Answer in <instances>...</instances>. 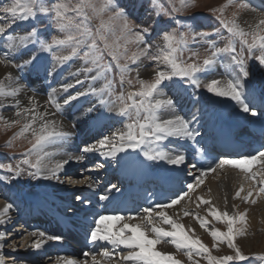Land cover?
<instances>
[{
  "label": "snow or ice",
  "instance_id": "1",
  "mask_svg": "<svg viewBox=\"0 0 264 264\" xmlns=\"http://www.w3.org/2000/svg\"><path fill=\"white\" fill-rule=\"evenodd\" d=\"M150 4L155 9V16L164 15L173 16L192 6L190 0H179L177 7L176 0H167L168 9L159 0H150ZM230 6H235L237 11L232 13L230 20L223 19L224 11ZM135 8V5L132 6ZM241 10H251L250 4L244 0H226V3L218 9H212L220 25L229 34L223 47H218L217 43L210 39L208 32H195L189 29V32H178L176 29L163 30L157 34L155 41L150 40L152 27L145 24H137L126 7L119 6L115 0H52L45 3V0H4L0 3V38L3 40L4 48L9 51L4 56H0V65L11 66L12 68L23 71L27 65H38L40 57L35 54L36 47L39 51L51 54L53 70L56 67L63 66L73 57L80 56V49L86 48L80 57L85 65L91 67L78 69V72L92 73L93 81L104 78L106 82L99 89L89 88L84 91H75L70 93L69 89L75 85L64 83L59 88L53 87L47 94L45 101L46 107L41 111V105L36 98V90L31 87V83H23L24 77L13 76L8 72L3 78H0V108L11 106L15 108L14 115L16 119L4 120L0 117V123H3L6 129L19 126V131L7 142L8 147L17 138L27 140L30 147L24 152L23 159L15 166L12 164L0 163V169L13 173L12 177L0 176V180L10 181L20 177L27 171V175L32 179L59 180V173L63 170L68 160L50 164L45 162L52 153L46 151L47 148L54 145H60L66 142L73 133L65 130L63 122L56 119L58 114H62V106H70L73 101H78L81 97H88L90 94L100 97L99 104L108 114L109 118H120L123 127L113 131L109 136L97 140L92 144H85L81 149L84 154L99 151L105 158L115 159L117 153L125 152L131 148L140 149L144 157L148 160H162L171 165H182L185 162L183 154L170 155L164 150H157L155 147L160 142L169 137L195 139L198 132L190 129V122L183 116L176 114L177 101L166 96L164 88L168 87L165 81H173L178 78L185 81L197 89L201 85L198 78L199 73H205L217 63L222 62L221 57L224 54L230 58V63L226 69V76L223 79H211L204 83L203 87L218 97H227L234 101L244 113H250L257 116L258 113L253 110L246 102L244 94V82L248 80L250 74L256 70H264V12L259 14L255 24H249L247 28L241 26L238 22ZM73 13V15H69ZM46 18L61 35H53L50 41L41 39L40 30L35 25L24 28V24L30 21H36ZM96 20L97 24L90 22ZM48 25H45L47 27ZM20 29L23 34L17 31ZM118 33V35H117ZM110 37L115 39L110 40ZM203 41L208 45L207 55L201 60L199 53L194 52L196 58L193 62H186L182 59L185 50H188L190 41ZM123 40V45L120 41ZM98 41L102 42L103 48H100ZM239 43V49L237 48ZM134 45L135 50L129 54L128 45ZM29 45L33 48L29 49ZM70 49L68 54H63V49ZM123 51H120V48ZM115 62V67L119 73V88L117 91L115 79L108 80L107 73L111 71L112 65L103 64L104 52ZM9 53L12 54L9 58ZM16 54L19 55L22 62H16ZM28 58L25 59L24 57ZM147 60L155 62L151 77L144 79L140 75V62ZM121 60L124 63H121ZM249 61H253L249 65ZM130 65H136L135 68ZM163 66V67H161ZM135 72V77L131 73ZM51 75V72H48ZM76 84H82L83 81L77 79ZM127 85V90L125 89ZM62 91L67 93L61 99H57L58 93ZM29 92L32 95H27ZM27 96L26 103H22L19 98L21 94ZM48 108L54 109L49 112ZM99 111L95 105L84 109V115L88 119L93 118L91 113ZM195 119V117H193ZM87 123V120L81 121ZM75 127V125H73ZM144 146V147H142ZM107 148V151H103ZM147 149V150H145ZM76 160H83L84 156L75 157ZM264 164V151L256 155L244 157L240 160H220L214 168L207 169L208 172H215L224 165H230L240 169L245 173V179L257 181L260 185L256 196L264 194V172L250 173V166L254 163ZM21 165H26L27 170ZM103 163L98 167L103 168ZM201 177L206 175L205 170H201ZM199 183L203 181L197 178ZM85 181H73V183H84ZM199 183L196 186H199ZM113 188L116 186L113 185ZM188 189H193L189 184ZM244 191L241 186L233 199H241L245 203L255 204L256 199H252L253 189L247 194L241 195ZM188 193L171 200L168 204H160L157 207L160 211L153 216L151 208H145L146 215L139 217L141 223L130 224L125 222L122 227L113 230L106 224V221H130L134 217L105 216L100 215L94 220V226L90 230V239L93 242L106 241L114 248L123 246L128 249L126 254H121L117 264H182L173 254L158 251L156 245L163 243H172L177 250L188 249L184 254L188 260H192L193 248H198L203 253H208V264H230L232 261H247L249 257L245 255L236 240L238 237L247 235V213L235 212L229 214L227 211L220 212L217 209H211L210 215L217 221L226 224L227 230L207 228V222L200 217H196L200 227L209 231L213 241L226 243L227 247L233 250V255L212 256L210 249L204 245L199 238L192 239L184 230V226L168 216L164 209L170 208L184 199ZM79 200L80 197H77ZM101 200H107V196H101ZM208 204L210 201L202 200ZM227 204V201H225ZM12 205L6 204L0 208V223L4 220L10 211ZM235 208L236 206L233 205ZM189 215L188 212L184 213ZM159 218V223L170 225L171 230H165L158 226L155 218ZM239 225V226H237ZM127 233H131L127 235ZM149 233L154 235H149ZM45 233L32 232L31 236L39 237L33 242V247L39 249L45 243ZM166 238H172L171 241ZM2 239V237H0ZM47 240H59V236H47ZM216 248V243L213 244ZM218 250V249H217ZM85 256H91V264H102L98 261L95 254L86 252ZM99 255L111 261L113 253L108 249H103ZM259 260H264V253L256 255ZM2 264V258H0ZM56 264H89L87 260L80 262L76 259L59 257Z\"/></svg>",
  "mask_w": 264,
  "mask_h": 264
},
{
  "label": "bare ground",
  "instance_id": "2",
  "mask_svg": "<svg viewBox=\"0 0 264 264\" xmlns=\"http://www.w3.org/2000/svg\"><path fill=\"white\" fill-rule=\"evenodd\" d=\"M249 3L251 8L256 7L255 11H244L239 15L238 20L241 26L245 28L249 24H255L259 14L264 12V0H249ZM136 10L135 15L140 18L146 14L144 4L138 6ZM204 22L205 24L207 23L206 20ZM221 61L207 72L199 73L198 78L200 81L209 82L211 79H223L226 76V69L230 63V58L227 54H224L221 57ZM251 62L254 63L253 61ZM53 63L51 60L40 58L38 65H32L31 72L25 73L19 71V75L16 74V71H12L9 66L0 65V78L11 72L13 76L24 77L23 83L34 82L31 83V87L36 90V98L42 106L41 111H43L44 107H46L47 94L54 87V83H57L56 88H59L64 83L74 84L79 76L75 72L71 73L72 70L65 75L60 74L59 67L53 70ZM13 70L16 69L13 68ZM48 72H51V75H48ZM26 79L29 82H26ZM94 83L91 82L88 85V89L93 88ZM165 84L168 85V87L164 88L166 96L177 101L176 114L188 120L190 122V129L199 133L194 140L169 137L155 146L157 150H164L173 156L176 154L188 156L187 159L190 160V166L184 177V181L186 182H183L181 185H197V178L201 180L207 177L211 173L207 169L214 168L220 162V159L211 158L208 154L219 136L231 130L234 132L240 127L239 129L246 130L245 138L251 133L250 127L252 124L261 125L264 123V72H252L248 80L244 82L246 102L258 113L257 116L242 112L239 106L227 97H224V104L219 103L217 108L212 103L204 102L200 95V89L204 88L202 83L199 89L189 83H183L176 79L167 81ZM74 85L73 88L69 89L70 93H74L75 90L79 91L82 88V84ZM27 95H32V93L29 92ZM63 95L66 96L67 93L60 91L57 99H61L64 97ZM92 95L81 97L78 101H73L70 106H62V114H58L55 117L63 122L65 130L73 133L63 144L50 146L46 149L52 155L50 158H46L45 162L55 164L56 162L68 160V163L65 164L63 170L59 173V180H44L41 178L42 183L29 193H19L6 184L1 186L3 192L0 193H2L3 199H1L2 201L0 200V208H3L6 204H11L12 207L8 214L2 217L4 222L0 223V237H2L0 239V258L3 256V259L6 261L24 259L23 261L29 264H56L59 257H66L80 262L87 260L91 264V256L84 255V253L90 252L95 254L97 260L102 261V264H117L113 262L118 261L119 256L126 254L128 249H124L123 246L114 248L106 241H91L90 230L94 226V220L98 219L100 215H118L121 217L144 216L146 215L143 211L145 208H151L153 216H155V213L160 211L157 209L158 205L168 204L171 200L185 193L184 189L175 188L174 192H168L163 190V187L156 189L155 185L151 184L153 181L156 184H165L169 176L175 177L177 172L181 170L179 168L185 162L177 166L168 164L162 160H148L140 149L133 150L131 148L125 152L117 153L115 159L110 157L105 158L100 155L99 151L87 154L81 152L85 144L95 143L97 140L103 138V136H109L113 131L123 127L120 118H109L102 106H98V99ZM91 97L96 98L98 104H93L91 102L93 98ZM19 98L22 103H26L27 96L25 94L22 93ZM202 102L207 105H204ZM92 105H95L99 111L91 113L93 118L88 119L83 114L84 109ZM48 111L52 112L54 109L48 108ZM83 120H87V123H81ZM244 141L245 139L238 137L234 145L239 146L240 144H244ZM262 145H264L263 140L261 141ZM229 146L231 147V145ZM263 149L264 146H262L261 150ZM107 150V148L103 149V151ZM79 155H83L84 159L76 160L75 157ZM233 156L235 157V155ZM240 159L243 158L237 157L229 160ZM96 163L98 164L95 165ZM101 163L109 171L121 172L124 175L121 182L115 185V188L107 182L104 175L102 177L99 176L100 172L103 173L102 168L98 167ZM256 165L257 163H254L250 166L249 175L254 173ZM201 170L206 171V175L203 177L200 175ZM215 172L220 174L219 177L207 181L215 206L219 207V209L221 208V211H227L230 215L239 212L238 207L233 208V204L237 206L233 197L240 186H238L231 174L221 172V169H217ZM78 180L85 182L73 183V181ZM248 191L244 190L241 195L247 194ZM68 194L79 195L83 203L82 207L79 205L73 210L74 215L71 219L66 218L67 214L63 213V210L58 207L61 204L62 197ZM101 196H107L108 199L101 200ZM252 199L257 200V203H255L257 205L264 204V194L257 197L256 191H253ZM225 201H227V204ZM179 203L164 209V211L173 220L184 226L185 233L189 237L192 239L195 237L202 239L206 230L200 227V223L196 217H200L206 220V222H212L213 219L209 217L207 210L199 203H194L191 207L184 210ZM185 212H188L189 215H185ZM263 215V210L251 212L247 218L248 227L251 228L252 226L253 230L256 229L253 217ZM21 218H23V223L19 224ZM125 222L138 224L141 223V220L106 221L105 223L115 230L122 227ZM154 222L165 230H171L170 225L159 223L158 217L155 218ZM14 226L15 229L11 230ZM262 230L264 231V226ZM34 231H42L46 234L44 238L45 243L39 249L32 246L35 240L40 239L39 237L31 236V233ZM126 234L130 235L131 233L126 232ZM255 234L252 232L254 238L256 237ZM149 235L154 234L149 233ZM47 236H59L60 239L47 240ZM17 238H21L18 243ZM166 239L171 241L172 238ZM64 248L65 251H62ZM105 248L113 253V258H116L115 260L109 261L99 255ZM156 249L173 254L177 259L182 261V264H194L195 255L192 253L193 258L189 261L188 257L184 254L188 249L177 250L175 245L170 242H162L156 245ZM13 254L20 256L22 259L12 256Z\"/></svg>",
  "mask_w": 264,
  "mask_h": 264
},
{
  "label": "rangeland",
  "instance_id": "3",
  "mask_svg": "<svg viewBox=\"0 0 264 264\" xmlns=\"http://www.w3.org/2000/svg\"><path fill=\"white\" fill-rule=\"evenodd\" d=\"M3 2H4V0H0V3H3ZM49 2H52V0H45V3H49ZM74 2H75V0H73V3ZM115 2L119 6L126 7L127 10L130 13H132L133 19L136 21L137 24L142 23V24H145V26L150 25L152 27L153 30L150 33V40H152V41H155L157 39V34L159 32H161L163 30H173V29H176L178 32H185V33L189 32V29H191L192 31H195V32H201V31L208 32L211 34L210 39L214 40L216 43L221 42L218 44V47H223L227 41L228 36H229L227 31L222 28L219 21L216 19V16L220 15V13L216 12L214 14L212 12V9H218L222 5H224L226 3V0H190L192 6L188 7L186 10H184L180 13H175V14H173V16L164 15L162 12L159 17L155 16V9L150 4V0H134L135 4H134L133 0H128V1H124V2H123V0H115ZM141 2H143L142 4L145 3L144 8L146 10V12H145L146 14H144L143 17L140 18L139 16L135 15V11H137L135 9H136V6H138ZM159 2L164 5L165 9L169 8V5L167 4V0H159ZM244 2L250 4L247 0H244ZM176 4H177V7H179V0H176ZM133 5H136L135 8L132 7ZM252 9H256V7L252 8ZM235 11H237L235 6L228 7L227 9H225L224 15L222 18L226 19V20H230L232 18V13ZM244 11H246V10H241L239 15H241ZM69 15H73V13H69ZM202 16L206 18V21H207L206 24H203L201 22L202 20H200V17H202ZM90 23L92 25H95L98 23V21L93 20ZM30 25H35L39 28L41 39H45V40L50 41V39L53 35H61V36L63 35V34L59 33L53 26H51L50 22L46 18H41V19H38L36 21L26 22L24 24V28H29ZM45 25H48V26L45 27ZM17 31L20 32V34H23V32L20 29H17ZM117 35H118V33H117ZM112 39H115V38L110 37V40H112ZM98 43L100 45V48L102 49L103 48L102 42L98 41ZM123 43H124V41L121 40L120 44L123 45ZM238 46H239V43H237V48H238ZM35 47H36L35 54L38 57L45 59V60H51L52 61L50 53L39 51L38 45ZM32 48H33V46L29 45V49H32ZM128 48H129V54H131V52L135 50V46L131 45V44L128 45ZM207 48H208V45L205 44L203 41H200L198 39L196 42L190 41L188 44V50L184 51V53L182 55V59L186 62H189V63L193 62V60L196 59L193 56V53L198 52L199 58L202 60L204 58V56L207 55V51H206ZM83 49L84 48L80 49V56L73 57L70 61L66 62L63 66L59 67L60 74L65 75L67 72L69 73L70 70H72L71 73L75 72V74H77L78 69H82L84 67H91L90 64L85 65L84 61L80 58L83 54ZM86 50H84V51H86ZM8 51H9L8 49L4 48L3 40H2V38H0V56H4L5 53ZM69 51H70V49L65 47L63 49V54H68ZM120 51H123L122 47L120 48ZM11 56H12V54L10 53L9 58H11ZM15 58H16V62H18V63L22 62L18 54H16ZM24 58L27 59L28 57L25 56ZM109 63H111L112 69L110 72H108L106 74L107 79L108 80L115 79L117 91H119L120 90V88H119V76L117 75L118 73L115 71L117 68L113 64L115 62L111 60V57L107 54V51H105L103 64L105 66H107ZM121 63L123 64L124 61L121 60ZM248 63H249V65L252 64L251 61H249ZM154 64H155V62H150V61L142 59V61L140 62V75L142 78L149 79L151 77V73H152V69L154 67ZM130 66L133 68L136 67V65H130ZM9 67L11 68L12 71H16V74L19 75L18 73L20 70H18V69L13 70V68L10 65H9ZM161 67H163V66H161ZM32 68H33L32 65H27V66H25L24 70L20 71V72H25V73L31 72ZM255 72H258V73L264 72V70L258 69L256 71H253V73H255ZM93 75H95V71H93L92 73H86V72L81 71L77 74V76H78L77 79H80L81 81H83L82 88L79 91H84V90L88 89V85H90L91 82H95L93 85L97 89H99L103 86V84L106 82V80L104 78H100L96 81H93L91 79V76H93ZM131 77L132 78L135 77V72L131 73ZM175 79H178V78H175ZM26 82H29V80L26 79ZM207 82L208 81H205V82L202 81L201 83L203 85L204 83H207ZM260 82L262 83V81H260ZM185 83H187V82H185ZM56 84L57 83H54L53 86L57 87ZM74 84H76V83L74 82ZM125 89L127 90V85H125ZM203 90L207 91L205 88H203ZM208 94L211 95L212 93L208 92ZM92 96L96 97L98 100L100 99V97L98 95H92ZM94 97H91V98H93V100L91 101V102H93V104L97 103V99ZM202 99H204L203 101L206 103H212L215 108H217V105H219V103L224 104V102H225L224 97H218L216 95L214 97H208V96H205L203 93H202ZM203 104L207 105L205 103H203ZM98 106H100V104H98ZM14 112H15L14 107H11V106L2 107V108H0V117H3L4 120L16 119ZM10 114H12V115H10ZM18 131H19V126L6 129L3 125V123H0V163L12 164L15 166L20 160L23 159L22 154L24 152H26V150L30 147L27 140L24 138H17L16 140H14L12 142L11 147L6 146L7 142ZM21 167H23L27 170L26 165H21ZM254 169H255L254 173L264 172V164L257 163V165L254 167ZM221 172L231 174V176H233V178L236 181V183L238 184V186H240V187L242 186L244 188V190L253 189L255 192L260 187V185L258 183L259 177L257 178V181L245 179V174H243L242 171L237 170V168L232 167L230 165H224L221 168ZM219 175L220 174L217 172H212L209 175H207V177H205L204 179H201L203 181L202 183H199V181H198L197 184L199 183V186L194 185L193 189L187 190L186 192L188 193V195L186 197H184V199H182V201L179 204L183 208V210L188 208V207H191L192 204H194V203L201 204L207 210L209 217L213 219L212 222H207V228L208 229L216 228V229H219L220 231H226L227 230L226 224L223 223L222 221H217L216 219H214L210 215V210L213 208L217 209L220 212H224V210L221 211L222 210L221 208L219 209V207L215 206L214 201L212 200V197L210 195V191H209L208 184H207V181L218 178ZM0 176L12 177L13 173L7 172L5 169H0ZM41 183H42L41 178L40 179H32L31 177H29L27 175V171L22 173V175L20 177L11 179L10 181L0 180V186H1V184H9L10 186H14L15 189L20 191L19 193H21V192L22 193H29L32 189H34L36 186H39V184H41ZM1 199H3V196H0V200ZM202 200L210 201V203L205 204L202 202ZM234 200H235V204L237 205L235 208L238 207L239 212H245L246 211L247 218L249 217V215L253 211H262L263 210V214H264V204L263 205H257V204L253 205L250 203H245L239 198L234 199ZM253 219H255L256 229L253 230L252 226H251V228L248 227L247 235H245L243 237H238L236 240L237 245L240 246V249L242 250V252L245 255H247L249 257V259L247 261H239V262L232 261V262H230V264H264V260H259L256 258L257 254L264 253V251H263L264 231L262 230V228L264 226V215L263 216H254ZM133 220H140V219H139V217H134ZM21 222H23V221L20 220V223ZM237 226H239V225H237ZM252 232L256 233L255 238L252 236ZM8 236H9V233H8ZM8 236L6 235V237H8ZM196 238H198V237H195L194 239H196ZM17 239L21 240V238H17ZM19 240H17V243ZM199 240L210 249V253L212 256H223V255H233L234 254L233 250L229 249L227 247L226 243H220L219 241L214 242L212 237L209 235V231H206L205 234L203 235L202 239H199ZM214 243H216V245H217L216 248L213 247ZM19 245H20V243H19ZM191 251L195 255L194 264H208V259H207L208 253H203L198 248H193V249H191ZM4 254H6V253L4 252ZM12 256L20 257L16 254H13ZM115 257H116V255H115ZM113 263H117V261L113 262ZM2 264H28V263H26L25 261H22V260L6 261L5 259L2 258Z\"/></svg>",
  "mask_w": 264,
  "mask_h": 264
}]
</instances>
